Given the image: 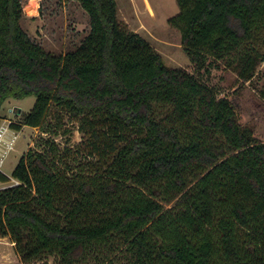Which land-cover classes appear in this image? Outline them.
Returning a JSON list of instances; mask_svg holds the SVG:
<instances>
[{
	"label": "trees",
	"instance_id": "obj_1",
	"mask_svg": "<svg viewBox=\"0 0 264 264\" xmlns=\"http://www.w3.org/2000/svg\"><path fill=\"white\" fill-rule=\"evenodd\" d=\"M74 1L90 32L56 54L23 29L22 0H0V109L35 96L11 125L42 129L54 103L95 129L109 161L69 175L58 144L41 137L44 150L0 170V182L14 180L0 189V237L27 264H264V143L229 98L125 30L116 0ZM176 1L169 23L192 64L251 80L264 0Z\"/></svg>",
	"mask_w": 264,
	"mask_h": 264
},
{
	"label": "rangeland",
	"instance_id": "obj_2",
	"mask_svg": "<svg viewBox=\"0 0 264 264\" xmlns=\"http://www.w3.org/2000/svg\"><path fill=\"white\" fill-rule=\"evenodd\" d=\"M121 26L146 38L162 55L170 67L183 68L215 89L221 97H227L236 107L239 122L250 127L256 140L264 143V59L258 65L251 80L240 78L224 65H209L198 68L193 65L183 48L180 31L169 23L179 13L176 0H116ZM24 12L23 29L33 41L47 51L66 54L76 50L89 34L91 25L88 13L74 0H22ZM31 5L29 10L26 7ZM264 56V43L261 44ZM212 59L210 58L208 62ZM35 96L23 99L9 98L0 109V126L3 123L21 124L23 114L34 106ZM10 124V125H11ZM92 127H81L79 118L52 103L44 128L23 126L20 131L11 128L5 135V144L0 147L4 159L2 171L10 175L19 160L29 149L37 147L40 138L53 139L62 151L63 168L69 175L92 171L93 167L106 164L109 159L102 156L95 144L102 146ZM100 131V130H98ZM104 153V152H103ZM14 183L0 182V189ZM175 203H170L169 206ZM55 257L47 255L30 264H55ZM0 264L24 263L10 236L0 237ZM117 264V263H115ZM121 264H124L122 262Z\"/></svg>",
	"mask_w": 264,
	"mask_h": 264
},
{
	"label": "built area",
	"instance_id": "obj_3",
	"mask_svg": "<svg viewBox=\"0 0 264 264\" xmlns=\"http://www.w3.org/2000/svg\"><path fill=\"white\" fill-rule=\"evenodd\" d=\"M10 124L11 121L9 123H3L0 126V147L1 145L5 144V135L11 128ZM4 162H5L4 159L2 158V156H0V170H2Z\"/></svg>",
	"mask_w": 264,
	"mask_h": 264
},
{
	"label": "water",
	"instance_id": "obj_4",
	"mask_svg": "<svg viewBox=\"0 0 264 264\" xmlns=\"http://www.w3.org/2000/svg\"><path fill=\"white\" fill-rule=\"evenodd\" d=\"M31 7H32L31 5L27 6V7H26V10H29V8H31Z\"/></svg>",
	"mask_w": 264,
	"mask_h": 264
}]
</instances>
